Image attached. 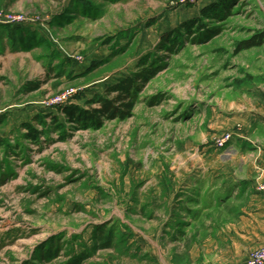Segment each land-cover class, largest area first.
<instances>
[{
  "label": "rangeland",
  "instance_id": "374dc122",
  "mask_svg": "<svg viewBox=\"0 0 264 264\" xmlns=\"http://www.w3.org/2000/svg\"><path fill=\"white\" fill-rule=\"evenodd\" d=\"M0 15L29 22L0 52V264H246L264 238L249 185L220 184L256 176L255 158L216 139L264 104V0H0ZM146 53L159 68L131 117L56 127L49 113Z\"/></svg>",
  "mask_w": 264,
  "mask_h": 264
},
{
  "label": "trees",
  "instance_id": "16d2710c",
  "mask_svg": "<svg viewBox=\"0 0 264 264\" xmlns=\"http://www.w3.org/2000/svg\"><path fill=\"white\" fill-rule=\"evenodd\" d=\"M224 1L220 0L221 3ZM207 9L208 7L202 10L206 13ZM195 21L196 19H190L184 21L180 26L187 31H191L195 26ZM1 26L5 27V29L11 27L9 28L10 36L12 42H15V29L21 30L20 24H5L0 25V28ZM26 34L28 36L27 39H31L32 41L35 39L34 34ZM37 42H39L38 39ZM244 46L248 47L249 44H245ZM158 66L156 62L150 61L149 53H146L138 60L135 70L108 83L102 92H95L91 98L86 99L84 106L69 103L58 106V114L49 113V115L52 121L56 123L58 129H64L65 123L71 124L72 128L99 129L106 121L125 120L132 116L141 89L148 81L155 77L158 72ZM41 84L39 81L28 82L24 86V90L26 92L38 90ZM40 123L44 124L42 119H40ZM25 127L27 130L25 136L37 140L40 131L29 123H26ZM65 137L66 135L63 134L62 138ZM109 241L110 237H105L102 246H108ZM85 254L79 256L78 259H84L86 257Z\"/></svg>",
  "mask_w": 264,
  "mask_h": 264
},
{
  "label": "crops",
  "instance_id": "0c3cea01",
  "mask_svg": "<svg viewBox=\"0 0 264 264\" xmlns=\"http://www.w3.org/2000/svg\"><path fill=\"white\" fill-rule=\"evenodd\" d=\"M17 31L19 30H16L15 34H17ZM29 34L33 33L29 32ZM38 40L45 41L46 39L38 35ZM12 48V38L10 40L5 37L3 40H0V52L4 51L8 53ZM251 116V119L245 124V129L239 133H235L230 142L237 155H241L238 150L243 149L245 146L247 150L253 151L252 154L255 159L258 158V163L255 159L252 162H248V169L255 171L256 176L252 177V174H249L248 177L240 178L236 174H233L229 180L223 181L220 185L223 190L228 188L230 184H233L235 189L249 185L247 196L253 205L249 228H251L252 233L264 237V189L260 187L264 183V104L259 108L257 114H252ZM259 134L261 139L258 137ZM250 138L253 140L251 141ZM258 170H262V172L259 173Z\"/></svg>",
  "mask_w": 264,
  "mask_h": 264
},
{
  "label": "built area",
  "instance_id": "2783aa9c",
  "mask_svg": "<svg viewBox=\"0 0 264 264\" xmlns=\"http://www.w3.org/2000/svg\"><path fill=\"white\" fill-rule=\"evenodd\" d=\"M2 23H8V24H28V19L25 17H7V16H1L0 15V24ZM64 98L59 99L57 102H61ZM231 137V133H224L221 135V137H218L216 139V145L218 147L224 146L227 142H229ZM261 188L264 189V183H262ZM246 264H264V238L261 242V244L250 250L247 255V261Z\"/></svg>",
  "mask_w": 264,
  "mask_h": 264
}]
</instances>
